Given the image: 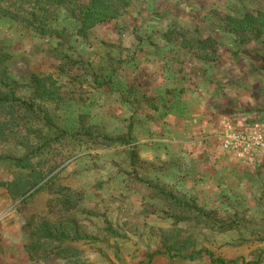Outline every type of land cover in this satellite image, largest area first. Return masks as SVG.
<instances>
[{
	"label": "rangeland",
	"instance_id": "1",
	"mask_svg": "<svg viewBox=\"0 0 264 264\" xmlns=\"http://www.w3.org/2000/svg\"><path fill=\"white\" fill-rule=\"evenodd\" d=\"M258 9L264 0H132L123 16L60 44L0 19L4 66L24 86L16 92L26 98L37 72L55 78L59 91L37 110L53 126L32 123V134L48 139L31 159L49 172L46 181L23 200L0 186V264H65L46 244L26 249L31 226L63 216L91 235L63 243L78 252L68 264H264V166L245 165L219 145L222 122L264 127V34H234L223 19ZM182 37H210L214 57L199 60L178 45ZM15 140L0 141V155L20 154ZM236 165L240 189L231 175H219L213 192L194 187ZM15 174L0 160V182ZM62 192L74 206L64 208ZM169 194L212 226L170 218L177 211L163 199ZM175 228L188 249L209 254L147 260Z\"/></svg>",
	"mask_w": 264,
	"mask_h": 264
},
{
	"label": "trees",
	"instance_id": "2",
	"mask_svg": "<svg viewBox=\"0 0 264 264\" xmlns=\"http://www.w3.org/2000/svg\"><path fill=\"white\" fill-rule=\"evenodd\" d=\"M132 0H0V19L7 20L20 28L31 31L40 37H53L60 44L68 41L69 35L84 37L87 31L96 24L115 20L123 16ZM224 25L228 31L234 34L251 35L252 39H258L264 34V9L254 12H244L241 15L224 16ZM169 36H166V39ZM210 37L196 39L194 37H182L178 45L187 52L193 54L199 60H207L214 57L209 50ZM5 54L0 52V141L8 137H15V144L22 150L20 154L0 155V160H5L16 169V174L8 182H0V186L5 187L12 198L23 200L34 190L41 187L46 181L49 172H42L32 162L33 152L39 150L47 144V136L41 133L32 134L38 131L33 128V122L42 123L46 128H51L52 122L47 115L37 112L43 100L51 99L57 101L55 94L59 95L57 81L50 75L43 73H31L29 75L27 97L23 98L16 91L23 89L17 79L11 78L4 66ZM57 85V86H56ZM80 117V116H79ZM78 123L83 126L82 120ZM41 125V124H38ZM14 129V130H13ZM63 131V130H62ZM59 130V134H62ZM82 135H89L90 128L82 130ZM58 136V135H57ZM128 136V135H127ZM30 137L36 139V143H30ZM104 144H110L113 139L97 135ZM122 142L121 139H117ZM104 141V142H103ZM130 158L132 153H129ZM38 161V160H37ZM65 191V190H64ZM63 194L64 208L74 206V202H69L70 194ZM164 201L177 211L170 218L174 220L196 219L197 223H210L209 218H205L203 211L195 212L191 205L182 202L172 194L164 195ZM180 218V219H178ZM210 221V222H209ZM212 226V223H210ZM217 229H222L217 226ZM32 238L30 246H26L27 251L40 248L46 244L50 249L52 257L65 259L64 263L70 262L67 259L70 255L75 256L76 250L72 246H64V242L82 241L90 239L91 235L81 230L73 218L63 216L62 219L48 221L45 219L36 222L28 231ZM163 249H157L146 253L147 260L155 255H168L186 260L199 258L203 252L209 254L205 249H188V239L181 238L179 229H172L169 234H164ZM52 245H56L53 247ZM76 251V252H75ZM78 253V252H77ZM74 263V262H72ZM77 264V262H75Z\"/></svg>",
	"mask_w": 264,
	"mask_h": 264
},
{
	"label": "built area",
	"instance_id": "3",
	"mask_svg": "<svg viewBox=\"0 0 264 264\" xmlns=\"http://www.w3.org/2000/svg\"><path fill=\"white\" fill-rule=\"evenodd\" d=\"M219 145L235 158L255 161L264 166V127L261 125L243 129L222 122Z\"/></svg>",
	"mask_w": 264,
	"mask_h": 264
},
{
	"label": "crops",
	"instance_id": "4",
	"mask_svg": "<svg viewBox=\"0 0 264 264\" xmlns=\"http://www.w3.org/2000/svg\"><path fill=\"white\" fill-rule=\"evenodd\" d=\"M187 109V108H186ZM181 110V109H180ZM173 123H175L174 121H173ZM168 125V124H167ZM239 162H243L245 165H250V163H255L256 165H258V166H261L260 164H258L257 162H255V161H251V160H247V161H239ZM223 162H218L217 163V165H216V167L218 166V165H221ZM225 164V163H224ZM235 168H234V172H232V173H234V174H232V173H229V172H227V171H223V169L221 170H218V171H216L215 170V174L213 175V177L211 176L212 174H209V176H206L205 178H206V180L205 181H197L198 183H196L195 185H194V187L195 188H203V187H205L207 190H209V192H213L214 190H218V186H217V182H218V176L219 175H231V177H234V180H235V182H236V185L238 184V182L240 181L239 180V178H238V176H239V174L237 173V171H236V169H237V165L236 166H234ZM224 179V178H223ZM192 180V179H191ZM195 180V179H194ZM213 180L215 181V182H213ZM190 181V180H189ZM193 181V180H192ZM190 185V184H189ZM189 185H187L188 187L187 188H189L190 186ZM237 187H238V185H237ZM241 187L239 186L238 187V189H240ZM236 196H241V194L240 193H236ZM245 242H248V241H245ZM242 243H244V241L243 240H239V241H235L234 242V245H236V247L234 248V255H238V253L239 252H242L241 250H240V248H239V245L240 244H242ZM239 255H242V253H240Z\"/></svg>",
	"mask_w": 264,
	"mask_h": 264
}]
</instances>
